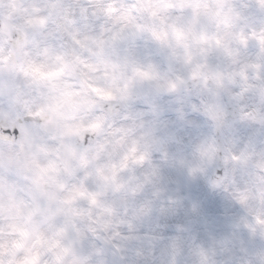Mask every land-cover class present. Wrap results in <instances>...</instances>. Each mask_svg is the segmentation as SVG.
I'll return each instance as SVG.
<instances>
[{
	"label": "clouds",
	"instance_id": "obj_1",
	"mask_svg": "<svg viewBox=\"0 0 264 264\" xmlns=\"http://www.w3.org/2000/svg\"><path fill=\"white\" fill-rule=\"evenodd\" d=\"M0 264H264V0H0Z\"/></svg>",
	"mask_w": 264,
	"mask_h": 264
}]
</instances>
